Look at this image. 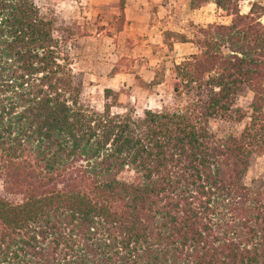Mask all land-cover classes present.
Returning a JSON list of instances; mask_svg holds the SVG:
<instances>
[{
	"label": "trees",
	"instance_id": "obj_1",
	"mask_svg": "<svg viewBox=\"0 0 264 264\" xmlns=\"http://www.w3.org/2000/svg\"><path fill=\"white\" fill-rule=\"evenodd\" d=\"M241 1L189 0L228 23L174 34L196 49L168 69L184 103L134 116L109 88L84 106L66 29L0 0V264H264V176L243 181L264 153V6Z\"/></svg>",
	"mask_w": 264,
	"mask_h": 264
},
{
	"label": "rangeland",
	"instance_id": "obj_2",
	"mask_svg": "<svg viewBox=\"0 0 264 264\" xmlns=\"http://www.w3.org/2000/svg\"><path fill=\"white\" fill-rule=\"evenodd\" d=\"M34 3L42 15L53 18L58 35L59 28L66 29L63 35L69 40L66 50L70 67L81 84L80 102L99 111L104 102L102 90L109 88L122 94L115 101L120 107L110 111L124 112L126 100L134 116H140L143 109L172 110L184 103V97L173 96L171 88L178 83L168 73L176 58L169 55L171 42L177 39L174 34L191 39L199 27L228 23V18L222 17L212 3L191 9L189 0H122V11L120 0H34ZM251 4L264 6V0L241 1L239 12H248ZM259 21L264 26V14ZM152 80L160 83L154 85ZM250 99L246 90L236 97L235 106L245 116L249 113ZM247 120L246 117L239 122L209 120L208 128L216 137L237 135ZM263 176L264 153L254 154L243 181L250 185L252 180Z\"/></svg>",
	"mask_w": 264,
	"mask_h": 264
},
{
	"label": "crops",
	"instance_id": "obj_3",
	"mask_svg": "<svg viewBox=\"0 0 264 264\" xmlns=\"http://www.w3.org/2000/svg\"><path fill=\"white\" fill-rule=\"evenodd\" d=\"M194 12L196 13L197 11H194ZM198 17H199V14H198ZM190 19L193 21V23H195L192 18ZM186 39L189 40V38H186ZM171 47H170L171 51L169 55H173L176 57L175 59L172 60L171 64L173 63L177 64L178 62L184 60L185 57H188L189 55L196 53L195 47L189 42H178L175 40L174 42H171Z\"/></svg>",
	"mask_w": 264,
	"mask_h": 264
}]
</instances>
